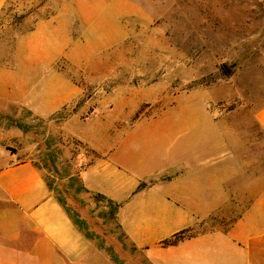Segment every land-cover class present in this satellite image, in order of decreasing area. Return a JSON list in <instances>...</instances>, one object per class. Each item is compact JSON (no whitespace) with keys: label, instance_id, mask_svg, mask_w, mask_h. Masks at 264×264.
I'll list each match as a JSON object with an SVG mask.
<instances>
[{"label":"crops","instance_id":"obj_1","mask_svg":"<svg viewBox=\"0 0 264 264\" xmlns=\"http://www.w3.org/2000/svg\"><path fill=\"white\" fill-rule=\"evenodd\" d=\"M4 5L0 0V13ZM111 7L88 9L71 20L89 24L94 55L124 45L133 31L127 16L143 14L129 0ZM60 16L39 22L25 40L30 54L18 61L19 76L0 70V110L21 105L48 117L81 93L65 72L48 70L65 55L73 59L80 46L72 23L64 40L45 33L58 30ZM56 78L66 82L64 90L37 88L41 79ZM159 119L137 122V134L73 135L96 155L80 172L82 187L118 207L120 264H264V167L256 165V154L237 143L227 159L223 135L220 141L192 137L187 122L174 125L172 132L180 128L174 136L153 137L150 127ZM76 121L73 116L66 124ZM88 124L103 130L105 118ZM254 125L264 137V107ZM15 157L0 148V264H113L93 231L75 223L41 170ZM79 219L90 224L83 215Z\"/></svg>","mask_w":264,"mask_h":264},{"label":"rangeland","instance_id":"obj_2","mask_svg":"<svg viewBox=\"0 0 264 264\" xmlns=\"http://www.w3.org/2000/svg\"><path fill=\"white\" fill-rule=\"evenodd\" d=\"M116 1L104 6L105 0H5L0 70L19 76L18 61L30 54L25 40L39 22L61 14L58 30L45 31L61 41L72 19L88 9H110ZM129 1L143 14L127 16L133 31L122 46L94 55L89 24H71L80 46L73 59L65 55L48 70L65 72L80 89L73 102L48 117L21 105L0 110V148L16 154L15 161L33 162L71 211L88 218V231L113 264H120L124 240L107 203L82 187L80 172L96 155L73 135L137 134V122L160 118L150 135L174 136L180 131L172 132L174 125L187 122L192 137L220 141L223 135L227 159L244 143L256 154V165L264 167V137L254 125L264 107V0ZM42 87L64 90L66 82L41 79L37 88ZM73 116L77 121L67 125ZM94 117L105 118L103 130L89 126Z\"/></svg>","mask_w":264,"mask_h":264},{"label":"trees","instance_id":"obj_3","mask_svg":"<svg viewBox=\"0 0 264 264\" xmlns=\"http://www.w3.org/2000/svg\"><path fill=\"white\" fill-rule=\"evenodd\" d=\"M47 183H48V182H47ZM48 185H49V188H50L51 190H53L51 184L48 183ZM84 190H86V189L84 188ZM86 191H87V190H86ZM53 192H55V191L53 190ZM55 194H56V193H55ZM97 196L100 197V198H102L103 201H104L105 203H107L109 209H111V211H112V214H114V218H113V219H115V221H116V217H115V215H116V212H117L118 207H117V206H114L113 203H112L111 201L106 200V199L103 198L102 196H100V195H97ZM57 197H58V196H57ZM58 199H59V201L65 206V208H67V209L69 210V214H71V217L73 218V220L75 221V223H76L81 229H85L86 231H88V225L85 223V221L79 219L80 214H79L78 212H77V213H75V212L73 213V212L71 211V207H70V205H68L67 203H65V201H64L61 197H58ZM67 205H68V206H67ZM87 235L90 236L89 233H88Z\"/></svg>","mask_w":264,"mask_h":264}]
</instances>
